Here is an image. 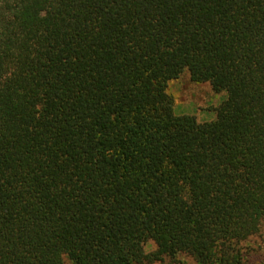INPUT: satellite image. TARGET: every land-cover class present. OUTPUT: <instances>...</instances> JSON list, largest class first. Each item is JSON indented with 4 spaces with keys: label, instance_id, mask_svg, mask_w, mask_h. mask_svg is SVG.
Returning a JSON list of instances; mask_svg holds the SVG:
<instances>
[{
    "label": "trees",
    "instance_id": "obj_1",
    "mask_svg": "<svg viewBox=\"0 0 264 264\" xmlns=\"http://www.w3.org/2000/svg\"><path fill=\"white\" fill-rule=\"evenodd\" d=\"M263 219L264 0H0V264H249Z\"/></svg>",
    "mask_w": 264,
    "mask_h": 264
},
{
    "label": "rangeland",
    "instance_id": "obj_2",
    "mask_svg": "<svg viewBox=\"0 0 264 264\" xmlns=\"http://www.w3.org/2000/svg\"><path fill=\"white\" fill-rule=\"evenodd\" d=\"M167 93L173 99L175 114H190L197 121H210L216 116V107L226 98L225 91L215 92L208 82H194L185 70L178 78L168 81ZM155 245L149 241L145 249L153 250ZM245 260L249 264H264V219L260 230L241 244ZM154 264H195L186 254L174 258L165 257L163 262Z\"/></svg>",
    "mask_w": 264,
    "mask_h": 264
}]
</instances>
